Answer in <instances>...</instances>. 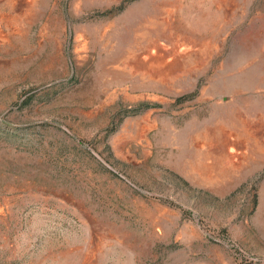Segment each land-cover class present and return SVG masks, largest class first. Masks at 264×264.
<instances>
[{"label":"rangeland","instance_id":"1","mask_svg":"<svg viewBox=\"0 0 264 264\" xmlns=\"http://www.w3.org/2000/svg\"><path fill=\"white\" fill-rule=\"evenodd\" d=\"M0 264H264V0H0Z\"/></svg>","mask_w":264,"mask_h":264}]
</instances>
